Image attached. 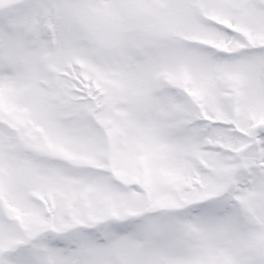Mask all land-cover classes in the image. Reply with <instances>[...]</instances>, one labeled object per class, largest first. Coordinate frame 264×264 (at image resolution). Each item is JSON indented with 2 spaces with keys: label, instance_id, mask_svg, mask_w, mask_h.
<instances>
[{
  "label": "snow or ice",
  "instance_id": "snow-or-ice-1",
  "mask_svg": "<svg viewBox=\"0 0 264 264\" xmlns=\"http://www.w3.org/2000/svg\"><path fill=\"white\" fill-rule=\"evenodd\" d=\"M0 264H264V0H0Z\"/></svg>",
  "mask_w": 264,
  "mask_h": 264
}]
</instances>
